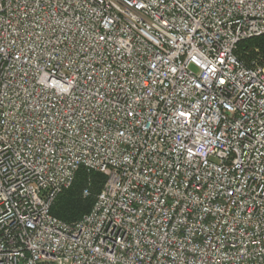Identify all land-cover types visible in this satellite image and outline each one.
Here are the masks:
<instances>
[{
	"label": "built area",
	"instance_id": "built-area-1",
	"mask_svg": "<svg viewBox=\"0 0 264 264\" xmlns=\"http://www.w3.org/2000/svg\"><path fill=\"white\" fill-rule=\"evenodd\" d=\"M261 36L264 0H0V264H264Z\"/></svg>",
	"mask_w": 264,
	"mask_h": 264
},
{
	"label": "trees",
	"instance_id": "trees-1",
	"mask_svg": "<svg viewBox=\"0 0 264 264\" xmlns=\"http://www.w3.org/2000/svg\"><path fill=\"white\" fill-rule=\"evenodd\" d=\"M256 49L264 53V36L245 40L239 44L237 56L248 61L256 54ZM106 181L105 175L87 172L80 169L73 185L63 191L55 200L51 213L57 218L72 223L78 221L92 209L95 196L101 191ZM90 189V195L85 196V189Z\"/></svg>",
	"mask_w": 264,
	"mask_h": 264
},
{
	"label": "snow or ice",
	"instance_id": "snow-or-ice-1",
	"mask_svg": "<svg viewBox=\"0 0 264 264\" xmlns=\"http://www.w3.org/2000/svg\"><path fill=\"white\" fill-rule=\"evenodd\" d=\"M220 83H224V81H220ZM180 115H184V113H180Z\"/></svg>",
	"mask_w": 264,
	"mask_h": 264
}]
</instances>
